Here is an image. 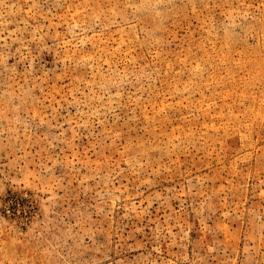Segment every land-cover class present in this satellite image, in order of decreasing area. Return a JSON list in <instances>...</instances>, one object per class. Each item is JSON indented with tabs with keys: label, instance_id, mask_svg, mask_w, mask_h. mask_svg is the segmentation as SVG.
<instances>
[{
	"label": "rangeland",
	"instance_id": "rangeland-1",
	"mask_svg": "<svg viewBox=\"0 0 264 264\" xmlns=\"http://www.w3.org/2000/svg\"><path fill=\"white\" fill-rule=\"evenodd\" d=\"M0 264H264V0H0Z\"/></svg>",
	"mask_w": 264,
	"mask_h": 264
}]
</instances>
